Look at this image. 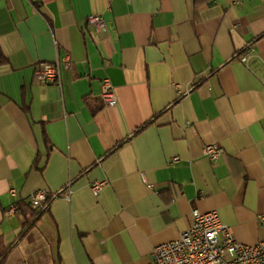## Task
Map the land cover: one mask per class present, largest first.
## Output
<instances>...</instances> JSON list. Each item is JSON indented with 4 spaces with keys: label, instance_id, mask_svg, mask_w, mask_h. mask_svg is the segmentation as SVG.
I'll use <instances>...</instances> for the list:
<instances>
[{
    "label": "crops",
    "instance_id": "crops-1",
    "mask_svg": "<svg viewBox=\"0 0 264 264\" xmlns=\"http://www.w3.org/2000/svg\"><path fill=\"white\" fill-rule=\"evenodd\" d=\"M67 54L59 83L34 80L37 62ZM0 55L5 264H147L194 208L264 240V0H0ZM94 180L107 181L97 196ZM67 182L70 199L18 236V205Z\"/></svg>",
    "mask_w": 264,
    "mask_h": 264
},
{
    "label": "built area",
    "instance_id": "built-area-1",
    "mask_svg": "<svg viewBox=\"0 0 264 264\" xmlns=\"http://www.w3.org/2000/svg\"><path fill=\"white\" fill-rule=\"evenodd\" d=\"M131 0H126L130 2ZM242 0H234L240 2ZM86 25L95 32L102 33L106 28V21L101 14L92 13L86 18ZM248 52L239 55V60L247 61ZM70 58L67 55L56 56L51 62H37L33 70L34 80L42 83H59L61 67L67 68ZM100 97L104 105L116 104V96L109 78L100 82ZM223 149L215 143L204 144L201 154L210 160H216ZM172 160L176 161L177 157ZM144 181V178H143ZM106 180H94L90 183V190L97 196ZM151 188V184L146 185ZM10 192L15 194V190ZM73 193L70 182L57 190L38 188L29 194L27 202L34 210H45L49 203L56 198L69 200ZM16 206L10 207L8 214L14 212ZM189 225L180 233L179 237L154 246L150 252L147 264H264V240L246 244L239 242L231 229L221 221L216 209L200 211L191 210ZM260 225H264V214L258 216Z\"/></svg>",
    "mask_w": 264,
    "mask_h": 264
},
{
    "label": "trees",
    "instance_id": "trees-1",
    "mask_svg": "<svg viewBox=\"0 0 264 264\" xmlns=\"http://www.w3.org/2000/svg\"><path fill=\"white\" fill-rule=\"evenodd\" d=\"M0 60H1V55H0ZM21 212L22 214L27 213L28 215H26V220L22 223L21 225V229L20 232L18 234V236H20L24 230L26 229V227L32 222V220L38 216L39 213H41L43 210H34L29 206L28 202H21V204L18 205V207L16 208L15 212ZM14 242H11L9 244H6L3 239L2 236L0 235V264H5V258L6 255L8 254V252L10 251V249L12 248Z\"/></svg>",
    "mask_w": 264,
    "mask_h": 264
}]
</instances>
